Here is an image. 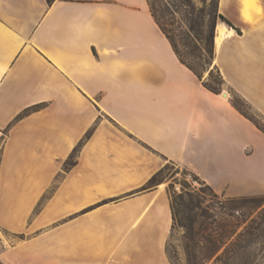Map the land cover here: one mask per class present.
Wrapping results in <instances>:
<instances>
[{"label": "crops", "instance_id": "0c3cea01", "mask_svg": "<svg viewBox=\"0 0 264 264\" xmlns=\"http://www.w3.org/2000/svg\"><path fill=\"white\" fill-rule=\"evenodd\" d=\"M217 9L240 30L215 25L226 96L147 0H0V264H171L167 183L147 187L166 162L217 194L264 195V132L230 101L264 118V0Z\"/></svg>", "mask_w": 264, "mask_h": 264}, {"label": "trees", "instance_id": "16d2710c", "mask_svg": "<svg viewBox=\"0 0 264 264\" xmlns=\"http://www.w3.org/2000/svg\"><path fill=\"white\" fill-rule=\"evenodd\" d=\"M47 1L50 3L53 0ZM214 1L217 7L218 0ZM147 2L155 22L169 40L179 60L202 80L205 88L214 93H221L220 87L225 84V81L218 67L214 65L216 72L214 77L213 69H210L208 77L203 79L199 69L179 51L173 34L167 28V22L164 21L166 14H173L183 10L184 13L188 14L187 7L191 6L190 0H147ZM216 17L234 28L237 33H240L239 28L233 26L225 16L218 12V9ZM190 20L193 22L194 18H190ZM212 27L213 24L210 26V34L205 41L200 38L201 42L203 41V46L199 48L195 45V49L190 51L189 54L194 58L201 59L203 55L201 51H205L208 56L212 59L214 58L213 41L211 39ZM210 63L207 59L203 60L202 69L203 67H209ZM230 101L241 114L264 132V124H261L258 120L262 119L264 121V118L254 112L245 99L231 92ZM77 148L72 151L69 158L65 161V168L75 162L74 156ZM161 174L162 169L149 179L147 187L161 182L159 178ZM205 187L212 192V196H217L210 186L205 184ZM262 197L263 195L229 197V204L225 207L226 211H223L220 215L216 211L209 213L204 210L201 207L200 199L202 197L198 193L192 191H182L180 193L174 191L170 193L172 230L176 226L183 228L182 249L185 264H208L209 262L210 264H264V261L260 258V256L264 255L263 249L252 248L258 239H264V216L261 214L252 217L239 229L241 224L249 218L257 201ZM241 202L253 203L242 205L240 204ZM169 260L171 264H176L170 257Z\"/></svg>", "mask_w": 264, "mask_h": 264}, {"label": "rangeland", "instance_id": "374dc122", "mask_svg": "<svg viewBox=\"0 0 264 264\" xmlns=\"http://www.w3.org/2000/svg\"><path fill=\"white\" fill-rule=\"evenodd\" d=\"M190 3L191 6L187 7L189 11L188 14L184 13V10L180 12H174L173 14H166L164 16V21L167 22V28L173 34L179 51L185 58H187V60H189L199 69V71L202 73L203 79L208 77V71L210 69H213L214 77L216 74L214 69V58L212 59L210 56H208L205 51H201L203 53L201 59L194 58L189 53L192 51V49H195V45L199 48L203 46V41L201 42L200 38L204 39V41L207 39L206 37H208L210 34V26L212 24L213 27L211 30V39L213 41L214 49L215 25L220 20L216 17L217 7L214 0H190ZM190 18H194V21L191 22ZM205 59L211 63L208 65L209 67H203L202 69L201 65ZM220 88L221 92L228 91L225 85H222ZM258 120L261 124H264L262 119ZM189 172L190 171L181 168L175 163L166 162L162 168V174L159 176V178L161 181L167 183L169 195L174 191L177 193L182 191H192L198 193L202 197L200 199L201 207L209 213L216 211L221 215L223 211H226L225 207L229 204V197L217 193V196H212V192L207 187H205V183H203L193 172H191L193 177L190 178L188 176ZM194 177L195 179H193ZM251 203L253 202H241L240 204L250 205ZM255 205L256 206L251 211L249 218L243 224H241L239 229H241L243 225H245L252 217L261 214L264 216V195L257 201ZM182 234L183 228L176 226L175 229L171 231L166 244L167 256L168 258L170 257L172 260H174L176 264H185V257L182 249ZM252 248L263 249L264 251V239H258L253 244ZM260 258L264 261V255L260 256ZM208 264H210V262Z\"/></svg>", "mask_w": 264, "mask_h": 264}, {"label": "bare ground", "instance_id": "6f19581e", "mask_svg": "<svg viewBox=\"0 0 264 264\" xmlns=\"http://www.w3.org/2000/svg\"><path fill=\"white\" fill-rule=\"evenodd\" d=\"M243 14L246 17H248V18L251 17V14L248 12V6L247 5L244 8ZM226 32H227V30H226L225 25L220 24V25L217 26L216 35H215V41H216V43H219L220 39L225 35ZM224 92H226V91H224ZM226 95H227V92L225 93V96Z\"/></svg>", "mask_w": 264, "mask_h": 264}, {"label": "built area", "instance_id": "2783aa9c", "mask_svg": "<svg viewBox=\"0 0 264 264\" xmlns=\"http://www.w3.org/2000/svg\"><path fill=\"white\" fill-rule=\"evenodd\" d=\"M188 176H189L190 178L193 177L191 172L188 173ZM193 179H195V177H194ZM194 181H196V180H194Z\"/></svg>", "mask_w": 264, "mask_h": 264}, {"label": "water", "instance_id": "95a60500", "mask_svg": "<svg viewBox=\"0 0 264 264\" xmlns=\"http://www.w3.org/2000/svg\"><path fill=\"white\" fill-rule=\"evenodd\" d=\"M222 93H223V95H225L226 92H223V91H222Z\"/></svg>", "mask_w": 264, "mask_h": 264}]
</instances>
